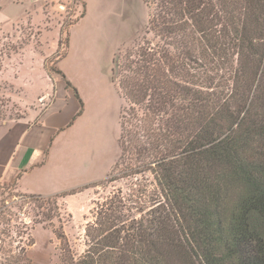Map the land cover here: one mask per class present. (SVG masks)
Returning <instances> with one entry per match:
<instances>
[{
	"label": "trees",
	"instance_id": "1",
	"mask_svg": "<svg viewBox=\"0 0 264 264\" xmlns=\"http://www.w3.org/2000/svg\"><path fill=\"white\" fill-rule=\"evenodd\" d=\"M150 24L161 42L123 65L112 168L143 177L95 206L77 258L58 199L81 188L22 195L60 222L65 264H264V0H155Z\"/></svg>",
	"mask_w": 264,
	"mask_h": 264
},
{
	"label": "crops",
	"instance_id": "2",
	"mask_svg": "<svg viewBox=\"0 0 264 264\" xmlns=\"http://www.w3.org/2000/svg\"><path fill=\"white\" fill-rule=\"evenodd\" d=\"M57 1L37 0V14L30 13L33 22H43L44 7ZM83 1L84 13L69 24L66 54L57 60V67L78 90L83 111L73 119L77 97L73 88L63 85V98L1 123L0 187L14 183L22 193L42 195L81 188L63 198L69 209L72 199H84L86 211L92 195L91 186H86L106 178L120 155L125 98L113 69L120 46L135 30L144 0ZM55 33L59 46L62 31ZM61 82L50 81L42 96L50 99Z\"/></svg>",
	"mask_w": 264,
	"mask_h": 264
},
{
	"label": "rangeland",
	"instance_id": "3",
	"mask_svg": "<svg viewBox=\"0 0 264 264\" xmlns=\"http://www.w3.org/2000/svg\"><path fill=\"white\" fill-rule=\"evenodd\" d=\"M82 1L59 0L53 6L49 4L44 7L46 16L43 13V22H33L30 13L37 14V0H0V124L17 120L32 109L43 108L52 99L64 97L61 87L65 81L53 69L57 66V57L65 50L69 24L83 12ZM154 13L155 0H144L142 10H138L134 32L117 52V85L123 78V65L128 56L135 58L142 46H155L161 42L150 24ZM58 29L62 31L59 46L55 41ZM60 79L63 80L60 89L55 84V92L50 99L43 97L50 81ZM76 99L78 109L73 119L81 114V104ZM128 106L125 99L122 110ZM121 168L111 170L106 178L91 185L92 195L86 202V211L84 199L71 200L73 212L63 197L58 199L70 253L75 258L82 255L87 247L86 226L93 220L95 206L119 188L124 194H129L133 182L143 177L142 174L132 177L120 173ZM149 177L152 178L151 175ZM38 210L45 209H38L37 203L24 197L14 183L0 187V264H65L70 253L65 252L54 232L59 229L60 222L57 218L52 222H36L41 219L40 215L37 216Z\"/></svg>",
	"mask_w": 264,
	"mask_h": 264
}]
</instances>
